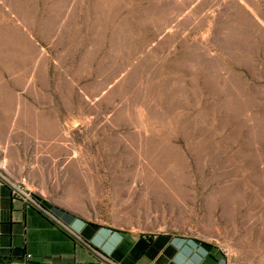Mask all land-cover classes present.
<instances>
[{
  "label": "rangeland",
  "instance_id": "obj_1",
  "mask_svg": "<svg viewBox=\"0 0 264 264\" xmlns=\"http://www.w3.org/2000/svg\"><path fill=\"white\" fill-rule=\"evenodd\" d=\"M8 93L67 131L87 217L264 264V0H0Z\"/></svg>",
  "mask_w": 264,
  "mask_h": 264
},
{
  "label": "crops",
  "instance_id": "obj_2",
  "mask_svg": "<svg viewBox=\"0 0 264 264\" xmlns=\"http://www.w3.org/2000/svg\"><path fill=\"white\" fill-rule=\"evenodd\" d=\"M32 107L0 94V264H221L214 251H179L170 237L154 250L155 238L137 244L141 236L87 217L67 180V131Z\"/></svg>",
  "mask_w": 264,
  "mask_h": 264
},
{
  "label": "trees",
  "instance_id": "obj_3",
  "mask_svg": "<svg viewBox=\"0 0 264 264\" xmlns=\"http://www.w3.org/2000/svg\"><path fill=\"white\" fill-rule=\"evenodd\" d=\"M54 209L55 210H60V209H57L56 207H54ZM153 238H155V240L152 242V245L154 246V250H155V249H157L168 238V236L167 235H164V234L156 235L155 237L154 236L153 237L152 236H150V237H147V236H143L142 237L141 236L140 239L138 240L137 244H140V243H143L144 244V241H146L145 239L151 240ZM198 242L201 243V244H206V242H203V241H198ZM146 246H147L146 248L148 249L149 247H151V243H147ZM145 252L146 253H150V250L145 251Z\"/></svg>",
  "mask_w": 264,
  "mask_h": 264
},
{
  "label": "built area",
  "instance_id": "obj_4",
  "mask_svg": "<svg viewBox=\"0 0 264 264\" xmlns=\"http://www.w3.org/2000/svg\"><path fill=\"white\" fill-rule=\"evenodd\" d=\"M0 175H1V173H0ZM19 190L20 189L18 187H14L13 190H12L13 195H17L19 193ZM24 198H25V200L27 202L33 201L32 198H31V196L28 195V194H25L24 195ZM30 258H31V255L30 254H26L25 255V261L28 260V259H30Z\"/></svg>",
  "mask_w": 264,
  "mask_h": 264
}]
</instances>
